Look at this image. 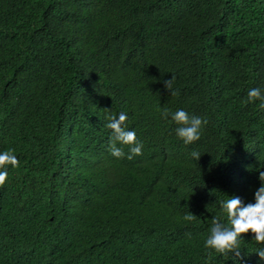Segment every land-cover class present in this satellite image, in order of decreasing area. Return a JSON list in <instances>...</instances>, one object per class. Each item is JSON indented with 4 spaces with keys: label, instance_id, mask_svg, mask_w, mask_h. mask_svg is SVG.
<instances>
[{
    "label": "trees",
    "instance_id": "1",
    "mask_svg": "<svg viewBox=\"0 0 264 264\" xmlns=\"http://www.w3.org/2000/svg\"><path fill=\"white\" fill-rule=\"evenodd\" d=\"M253 88L264 0H0V152L19 162L0 186V264H264L251 232L242 259L205 247L214 218L228 226L220 202L261 187ZM177 110L207 121L198 141L177 136ZM121 112L143 144L131 160L109 151Z\"/></svg>",
    "mask_w": 264,
    "mask_h": 264
},
{
    "label": "clouds",
    "instance_id": "2",
    "mask_svg": "<svg viewBox=\"0 0 264 264\" xmlns=\"http://www.w3.org/2000/svg\"><path fill=\"white\" fill-rule=\"evenodd\" d=\"M174 80L175 76H172L169 80H165L164 87L171 95H178V92L173 90ZM247 95L250 102L264 99L258 88L250 89ZM259 107L264 109V103H261ZM162 116L164 118L169 116L168 109H163ZM171 118L176 124L180 125L176 129V134L186 145L198 141L201 137L202 125L207 124L206 120H201V118L196 116H189L184 110H177L175 113H172ZM127 119V114L121 112L118 119L115 116L111 117L106 126L112 130L109 141L110 153L116 158H124L126 153L122 147H118L117 145H126L128 146L127 159L131 160L135 156L142 155L143 144L137 140L135 131L128 130ZM191 155L197 161L201 157L200 153L196 151H193ZM18 163L14 150L9 149L0 152V186H3L7 180V166L11 165L15 168L18 166ZM259 180L261 181V187L255 191V203L245 205L241 198L236 196L220 202L227 216L228 226L214 218L210 235L205 243L206 248L223 255L234 254L236 258L242 259L240 242L243 234L251 232L257 243H264V171H260ZM196 217L189 212L185 214L184 220L191 222ZM256 254H258L261 260H264V249L257 250Z\"/></svg>",
    "mask_w": 264,
    "mask_h": 264
}]
</instances>
